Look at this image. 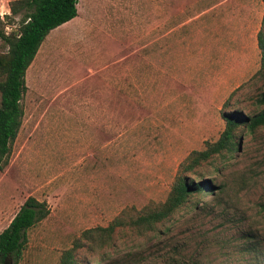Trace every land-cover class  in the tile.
<instances>
[{
    "label": "rangeland",
    "instance_id": "1",
    "mask_svg": "<svg viewBox=\"0 0 264 264\" xmlns=\"http://www.w3.org/2000/svg\"><path fill=\"white\" fill-rule=\"evenodd\" d=\"M11 1L0 3L5 33L17 25ZM77 12L26 70L22 125L0 172V232L28 197L48 215L12 263L59 264L80 239L78 264H248L247 236L264 245V128L240 126L234 150L199 167L225 186L221 204L200 201L210 214L194 217L196 197L154 232L116 228L94 245L82 234L163 202L184 160L220 138L225 114L264 108V0H78Z\"/></svg>",
    "mask_w": 264,
    "mask_h": 264
},
{
    "label": "trees",
    "instance_id": "2",
    "mask_svg": "<svg viewBox=\"0 0 264 264\" xmlns=\"http://www.w3.org/2000/svg\"><path fill=\"white\" fill-rule=\"evenodd\" d=\"M77 3L78 0H13L8 4L10 13L6 15V19L9 23L16 22L19 28L12 29L9 33H5L4 28L0 30V41L7 47L5 52H0V172L9 162L12 143L22 125V99L27 90L26 70L49 32L77 16ZM16 17H19L17 21ZM17 32L23 33L19 39L16 38ZM257 40L264 60V23ZM257 103L264 106V92L258 96ZM224 118L226 124L220 138L216 142L206 143L204 150L194 151L184 160L178 177L163 202L147 204L139 211H122L107 227L87 230L83 232L82 238L92 245L107 244L116 228L126 226L141 234L154 232L157 225L172 218L196 197L198 200L191 205L194 217H198L208 212V204H200L207 194L211 196L213 204H221L225 186L217 184L210 177L204 178L198 171L199 167L215 155L233 151L236 147V131L240 126L247 133L264 128V108L252 116L242 117L234 112L225 114ZM259 206L264 211V201ZM210 213L211 211L208 212ZM47 215L48 209L44 202L33 197L25 200L9 225L0 232V264L7 257L14 260L20 257L27 242V231ZM247 237L250 242L244 246L245 252L251 256L247 260L248 264H264V245L260 239L254 240L253 235ZM80 244V239H77L70 249L65 250L59 264H78L75 256ZM109 260L106 259L103 264H111ZM173 262L170 257L164 256L161 259V264H186L183 261Z\"/></svg>",
    "mask_w": 264,
    "mask_h": 264
},
{
    "label": "clouds",
    "instance_id": "3",
    "mask_svg": "<svg viewBox=\"0 0 264 264\" xmlns=\"http://www.w3.org/2000/svg\"><path fill=\"white\" fill-rule=\"evenodd\" d=\"M2 14H3V9L0 8V15H2ZM26 23H27V22H26ZM14 27L19 28V25L17 24V25H15ZM8 30L11 31V29H8ZM22 35H23L22 32H17V34H16V38L19 39Z\"/></svg>",
    "mask_w": 264,
    "mask_h": 264
},
{
    "label": "water",
    "instance_id": "4",
    "mask_svg": "<svg viewBox=\"0 0 264 264\" xmlns=\"http://www.w3.org/2000/svg\"><path fill=\"white\" fill-rule=\"evenodd\" d=\"M3 264H13V263H12L11 258L7 257V258L4 260Z\"/></svg>",
    "mask_w": 264,
    "mask_h": 264
},
{
    "label": "crops",
    "instance_id": "5",
    "mask_svg": "<svg viewBox=\"0 0 264 264\" xmlns=\"http://www.w3.org/2000/svg\"><path fill=\"white\" fill-rule=\"evenodd\" d=\"M0 3H3V0H0ZM4 5V4H3Z\"/></svg>",
    "mask_w": 264,
    "mask_h": 264
}]
</instances>
